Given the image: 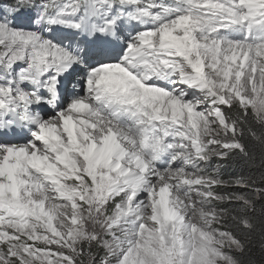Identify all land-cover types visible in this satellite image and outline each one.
Returning a JSON list of instances; mask_svg holds the SVG:
<instances>
[{
	"label": "snow or ice",
	"instance_id": "snow-or-ice-1",
	"mask_svg": "<svg viewBox=\"0 0 264 264\" xmlns=\"http://www.w3.org/2000/svg\"><path fill=\"white\" fill-rule=\"evenodd\" d=\"M0 264H264V0H0Z\"/></svg>",
	"mask_w": 264,
	"mask_h": 264
}]
</instances>
